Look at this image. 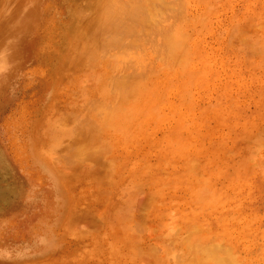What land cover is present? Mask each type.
<instances>
[{
    "label": "rangeland",
    "instance_id": "obj_1",
    "mask_svg": "<svg viewBox=\"0 0 264 264\" xmlns=\"http://www.w3.org/2000/svg\"><path fill=\"white\" fill-rule=\"evenodd\" d=\"M82 1L0 0V264H264V0H128L78 62Z\"/></svg>",
    "mask_w": 264,
    "mask_h": 264
},
{
    "label": "bare ground",
    "instance_id": "obj_2",
    "mask_svg": "<svg viewBox=\"0 0 264 264\" xmlns=\"http://www.w3.org/2000/svg\"><path fill=\"white\" fill-rule=\"evenodd\" d=\"M82 1V0H81ZM86 1H88V0H86ZM85 0H83L82 2V5H80V6H82V9H84L83 8V5L85 4V2H86ZM91 1V0H90ZM100 1V5L98 4V0H97V3H96V5H94V6H92L91 8H92V11H93V13H92V15L90 16V17H88L87 15L89 14V11L88 10H90V9H86L85 11H86V13L88 12V14L87 15H85L84 13V17L85 16H87L89 19H86V20H88L87 22H85L84 21V19H83V16H82V11L84 12V10H82L81 12H76L77 14H79V13H81V17L80 18H82V19H79V22L81 23L82 21H84L85 22V26L82 24H80L79 26H76V23H74L72 26H71V28L70 29H66V30H64V32H63V34H62V36H63V40H64V42L62 43L63 44V46L65 47V49L63 50L64 52H65V58H67L68 59V56L69 57H71V58H73L74 57V59H75V61H78L79 59H80V57L81 56H83V54L85 53V52H87V51H89V52H91V54H93V57L94 58H96L97 57V54L95 53H92V52H96V51H93V47L95 46V48L96 49H98L97 50V52H99V47L101 48L100 50H101V52H103L104 50H102L104 47L103 46H106V47H111V48H115V47H118V48H120V49H122V50H125V49H127V51L129 52V50H131V49H135V48H137V46L134 44V42H132V40H130L129 39V37H130V35L128 36V34H131V32H133L134 31V28H135V26L136 25H143V27H147V26H150L151 24V22L153 21V15H154V11H152V12H150L151 10H153L152 8H151V5L153 4V3H151V4H149L150 3V1L152 2V0H150L148 3H144V4H140L141 6H136V5H133V3L131 2V4H129L130 2L128 1V3L126 4L123 0H121V2L123 3H125V5L124 4H121V3H119V0L117 1V0H99ZM136 1V0H135ZM134 0H133V2H135ZM143 2L145 1V0H142ZM77 2V1H76ZM80 2V1H79ZM116 2H118V3H116ZM138 2V4L139 3H141V1L139 2V1H137ZM142 2V3H143ZM90 4V3H89ZM135 4V3H134ZM155 4V3H154ZM153 4V5H154ZM86 5V4H85ZM155 6V5H154ZM153 6V7H154ZM90 7V6H89ZM79 8V7H78ZM87 8V7H86ZM80 9H78V10H75V11H79ZM80 15V14H79ZM87 17H85V18H87ZM81 20V21H80ZM127 34V36H128V39L127 38H125L126 35ZM123 36H125L124 38L125 39H127V40H125L124 38H123ZM69 37H72L74 40H71V39H69ZM123 40V42H122V40ZM72 42H71V41ZM122 42V43H121ZM94 48V49H95ZM111 48H109L110 50H111ZM91 49H92V51H91ZM95 49V50H96ZM108 50V49H107ZM56 51V50H55ZM109 51V50H108ZM126 51V50H125ZM126 51V52H127ZM56 52H58V51H56ZM105 52H107L106 50H105ZM125 52V53H126ZM57 54V53H56ZM90 54V53H89ZM90 54V55H91ZM102 54H104V52L103 53H101V55ZM61 55H62V53H61ZM87 56H90V55H88V53L86 54ZM94 55H96V56H94ZM59 56H60V52H59ZM73 56V57H72ZM92 56V55H91ZM118 57H120V55H117ZM116 56V57H117ZM122 56V55H121ZM86 57V56H85ZM99 57H100V55H99ZM117 57V58H118ZM122 57H124L125 58V60H126V56H125V54H124V56H122ZM89 59V61H90V59L91 58H88ZM101 59V58H100ZM114 59H116V58H114ZM129 59V58H128ZM60 59L58 58V61H59ZM83 60H85V59H83ZM82 60V61H83ZM96 60V59H95ZM122 60V59H121ZM73 61V60H72ZM111 60H109V62H110ZM116 61V63H117V60H115ZM123 61V60H122ZM128 61V60H127ZM130 61V60H129ZM128 61V63H130ZM79 62V61H78ZM81 62V61H80ZM85 62V61H84ZM83 62V63H84ZM119 63H121V61H120V58H119V61H118ZM126 62V61H125ZM77 63V62H76ZM87 63V62H86ZM80 64V63H79ZM82 64V63H81ZM90 64V63H89ZM92 64V63H91ZM93 64H94V61H93ZM100 64V62H98V65ZM107 64H109V63H107ZM106 64V66L108 67V65ZM125 64H127V63H125ZM131 64V63H130ZM111 65H113L112 63H111ZM114 65H115V63H114ZM117 65V68H118V64H116ZM128 65V64H127ZM84 66V65H83ZM86 66V65H85ZM89 66V65H88ZM102 66V65H101ZM104 66V65H103ZM120 66V65H119ZM73 67V66H72ZM75 67V66H74ZM77 67V66H76ZM107 67H106V69H107ZM113 67V66H112ZM122 67V66H121ZM125 67H126V65H125ZM60 68V67H59ZM109 68H110V66H109ZM124 68V67H123ZM82 69V68H81ZM113 69V68H112ZM62 70V69H61ZM64 70V69H63ZM73 71V70H72ZM64 72V71H63ZM74 72V71H73ZM110 75V74H109ZM70 77V76H69ZM111 77V76H110ZM108 78V77H107ZM69 79V78H68ZM110 79V78H109ZM104 81V80H103ZM105 82V81H104ZM108 82V81H107ZM125 79L124 78H121V84L123 85V87H116V88H119V89H121V88H123V89H125L126 88V86L124 85L125 84ZM99 83V82H98ZM115 85H117V84H115ZM111 86V85H110ZM112 86H114V85H112ZM111 86V88L112 89H115V87H112ZM138 87H140V84H138ZM128 88V87H127ZM104 89V88H103ZM120 92V91H119ZM110 110V109H109ZM111 112V111H110ZM109 112V113H110ZM111 114V113H110ZM109 118L110 117H108L107 118V120H109ZM96 129V128H95ZM98 130V129H97ZM73 134H74V132H73ZM78 138V137H77ZM73 139H75V138H73ZM78 148V147H77ZM81 148V147H80ZM93 149V148H92ZM91 149V150H92ZM95 149H97V148H95ZM94 149V150H95ZM87 150H89V149H87ZM87 150H84V151H82L84 154L86 153V151ZM81 151V150H80ZM93 151V150H92ZM94 153H95V151H93ZM83 153H82V155H83ZM94 153H93V155H94ZM98 154V153H97ZM92 154L90 155L89 154V157L90 156H93ZM96 155V154H95ZM84 156V155H83ZM81 157V156H80ZM88 157V156H87ZM85 157H83L82 159H84ZM103 158V157H102ZM106 164V163H105ZM109 166V167H108ZM108 166H105L106 167V169H107V172L109 171L108 169H111L112 168V166H110V164H108ZM108 167V168H107ZM102 170L104 171V169H103V167H102ZM106 172V173H107ZM109 173V172H108ZM107 173V174H108ZM105 174V173H104ZM106 175V174H105ZM105 175H104V178H105ZM109 176V175H108ZM108 176L106 177V178H108ZM93 177V176H92ZM92 177H90L91 179H92ZM89 178V179H90ZM94 178H96V177H94ZM103 178V179H104ZM90 179V180H91ZM72 212V211H71ZM70 212V213H71ZM73 214V213H72ZM74 214H76V213H74ZM78 214V213H77ZM79 214H81L80 212H79ZM83 214H84V212H83ZM80 217H81V215H80ZM83 217V216H82ZM77 218H79V217H77ZM80 219V218H79ZM67 220V219H66ZM74 220V219H73ZM69 222V221H68ZM71 222H72V220H71ZM190 245V244H189ZM192 246V245H191ZM194 246V245H193ZM218 246V245H217ZM212 247V246H211ZM194 248H196V245H195V247ZM198 248L199 247H197V250H198ZM206 248V247H205ZM210 248V247H209ZM215 248H217V247H215ZM208 250V249H207ZM221 250V249H220ZM220 250H218V251H220ZM204 251H206V250H204ZM204 251H203V253H204ZM215 251H216V249H215ZM189 252H190V250H189ZM201 252V251H200ZM210 252V251H209ZM208 252V253H209ZM224 253L225 252H227V251H223ZM199 253V251L197 252V254ZM192 254V253H191ZM197 254L196 255H194V256H197ZM218 254V253H217ZM217 254H215L216 256H217ZM214 255V254H213ZM220 255H222V254H220L219 253V256ZM187 256H190L189 254L187 255ZM186 256V257H187ZM193 256V255H192ZM198 256H199V254H198ZM202 256V255H201ZM201 256H199V257H201ZM204 256H207V255H204ZM227 256V255H226ZM185 257V258H186ZM235 257V256H234ZM194 258V257H193ZM196 258V257H195ZM221 259H223L222 258V256L220 257ZM219 258V259H220ZM191 259V258H190ZM207 259V258H206ZM220 259V260H221ZM219 260V261H220ZM224 260H226V262H228L227 261V258L226 259H224ZM184 261V260H183ZM182 261V262H183ZM202 261H204V259L202 260ZM201 261V263H203ZM206 261V260H205ZM213 261V260H212ZM234 261V260H233ZM243 261V260H242ZM194 262V261H193ZM197 262V261H196ZM207 262V261H206ZM208 262H210L209 260H208ZM221 262V261H220ZM219 262V263H220ZM238 262V261H237ZM240 262V261H239ZM238 262V264H242V263H239ZM198 263V262H197ZM196 263V264H197ZM214 263H216V262H214ZM223 263V262H222ZM224 263H225V261H224ZM233 263V262H232ZM190 264V263H189ZM194 264V263H193ZM205 264H210V263H205Z\"/></svg>",
    "mask_w": 264,
    "mask_h": 264
}]
</instances>
